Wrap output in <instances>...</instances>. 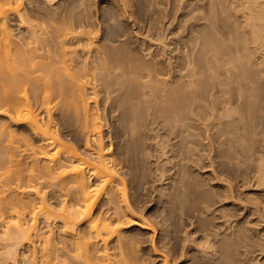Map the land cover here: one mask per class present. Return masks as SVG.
I'll return each mask as SVG.
<instances>
[{"label":"bare ground","instance_id":"obj_1","mask_svg":"<svg viewBox=\"0 0 264 264\" xmlns=\"http://www.w3.org/2000/svg\"><path fill=\"white\" fill-rule=\"evenodd\" d=\"M176 1L179 27L196 22L167 46L151 35L155 53L151 36L124 51L134 33H112L116 20L138 25L133 0H104L91 25L74 19L75 0H0V223L16 220L1 264H35L36 244L42 264H142L139 242L163 264H264V0ZM135 78L143 106H121L102 135L83 80L108 97ZM155 156L168 212L156 204L148 221L142 166Z\"/></svg>","mask_w":264,"mask_h":264},{"label":"rangeland","instance_id":"obj_2","mask_svg":"<svg viewBox=\"0 0 264 264\" xmlns=\"http://www.w3.org/2000/svg\"><path fill=\"white\" fill-rule=\"evenodd\" d=\"M103 1L104 0H85V1H83V0H75V4L80 5L81 7H79L78 9L75 10V13H74L75 14L74 15L75 18L74 19L76 21L77 20L86 21V22H90L91 21L90 22V25H91V23H92L91 17L94 16L93 14L96 15L97 12L99 13V11L101 10V7H100L101 5L100 4ZM133 1H134L133 4L135 5L133 9H136L135 11H137L136 13H137V15H139V21H138L139 23H137L138 25L130 26V24H129V27H128V23L127 22L123 21V23H122L121 21L118 20V23H117V20H116L114 22L115 23L114 26H112V33H113L114 36H116L117 34L118 35L119 34L121 35L122 33L123 34L124 33L127 34V32H130L129 33L130 36H132V34L134 33L133 38H131V39L134 40L135 38L136 39L138 38L137 40L136 39L134 41L132 40V42H134V43H131L129 46H126L124 48V51H128V50L131 51V49L133 47H137V46H138L137 47L138 49H141V48L144 47V46H142V44L143 45L145 44V46L151 47L150 45H148V44H150L148 41L153 42L154 41L153 39L155 37L157 38V39L155 38L156 41L160 40V39H158V37L156 36V34L158 35V34H161L163 32H164V35L162 34L164 36L163 37V40L161 38V40L158 41V43L161 42L164 46H167L168 44L166 42H169L170 43V40H172V41L175 40L176 39L175 38L176 36L178 38L185 37L189 33V27L196 22L195 19H189V20H187V22L185 24H182L179 27V25L181 24V21L184 19V13L186 12V9H185L186 8L185 7L186 5L185 4H179L180 1H178V3H177L176 0H160L159 1L160 2L159 3L160 6L158 5L159 12L160 13L158 15H156V17L158 18V21L155 22L156 23L157 30H154L156 33H154V31H153V33L155 35L154 34H151L153 36V39H152V36L151 35H150L151 37L149 36L150 38L148 37V35L150 33H148L147 31H145V28L143 29V27H146L145 26L146 25V22H145L144 19H146V9H148V6L147 5H149L148 2H150L151 0H133ZM160 28H161L162 31L160 30ZM93 30H94V28H93ZM113 30H114V32H113ZM140 32H143V33H140ZM166 32H167V36L165 34ZM146 33H147V35H145ZM135 34H137V35H135ZM135 36H137V37H135ZM147 39H148V41H147ZM136 41H138V42H136ZM156 41H154L155 43L154 42L153 43L156 44L157 43ZM137 43H138V45H137ZM158 43L156 45L153 44V46H155V47H152L154 49V51L155 50L157 51V49H158V48H156V46L157 47L158 46L160 47V45H161L163 47V45L161 43L159 45H158ZM173 47H174V45H173ZM137 48H136V50H138ZM152 48H151V50H153ZM144 49H147V47L146 48L144 47ZM154 51H151V52L154 53ZM156 51H155V53H156ZM136 54H137V52H136ZM163 66H161V68H162L161 71L165 70V69H163L164 68ZM157 68L161 69L158 66H157ZM139 69L140 68H138L137 71ZM163 72H165V71H163ZM137 73H139V71ZM159 78L160 79H163L161 76ZM137 79L138 78H135L133 82L131 81V82L125 84V85H121V86H111L108 97L106 96V93L103 92L105 88H103L102 86H99V87H97L98 90L96 89L98 92H94V89H93L94 86L89 85L88 82L86 83V81L83 80L84 83H85V85H87L86 86L87 93H88V97L90 98L89 99V105H88V107L91 110V113H94L95 114L94 115V117H96L95 118V121H97L98 124L100 122V126L99 127H101V129H102V135L103 134L106 135V133H108L107 131H109V130H111V129H113L115 127V124H114L113 121L115 120V118H117L119 115H121L122 107H125L127 105V102L130 105H138L139 104L140 106H143L142 93H141V90H140V85H139V83H137L139 80L137 81ZM202 80H204L203 82H205V84L213 83V79L210 77V75H207V74H205V76L203 77ZM94 93H96V94H94ZM138 93L141 94V95H139V97H138ZM30 94H28L29 97L31 96ZM37 114H39V118L42 120L43 117H44V114L41 113L40 111H37ZM156 118H157V113L154 112L153 114L149 115V117L147 118V122H150L151 121V123H153V121H155ZM2 119L4 120L3 117H2ZM2 119H1V116H0V122H6L5 120L3 121ZM12 129L15 130V132H16V129H18V131L20 132V135H24L23 132L26 133V131H25V129L23 127H21V128H16L15 127V128H12ZM21 129H23V130L21 131ZM18 131L16 132L17 138H21V136L19 137V132ZM25 136L26 135H24L22 137H25ZM75 141L78 144L81 143L80 137H78V136L75 137ZM105 142H108V140L105 139ZM156 157L157 156L151 158V160L153 159L152 160L153 164L154 163L156 164V162H157ZM158 161H160V160H158ZM149 163L150 162H148V164ZM148 164H145V166H142V169L143 168H146L144 170L145 172H144V175H143L144 176L143 177V182L144 183L145 182L146 183H149V182L152 181L151 186H150V183H149V186H150V189L149 190H151V189L152 190H151V192L148 190L149 193L146 192V195L145 196L144 195L142 196L141 203L143 205L141 204V206H142L141 207V210L143 211L145 217L147 216V218L149 219L148 215L150 213V209H152V207H155L156 204H158V206H159V210H160L159 213L162 212L161 214H163L164 213L163 212L164 210H166V213L168 211H167V209H164L165 208V205L163 204L164 201H163V199H160L159 198L160 195H159V193H157L158 190H156L157 188H159V186L161 187V185L163 184V183L161 184V181L159 182L160 184L158 182H156L158 179H160L157 176V174H155V175H156V177L158 179L156 180V177H154V171H155L154 169H155L156 165L155 164L154 165L152 164V166H151V163H150V165H149L150 167H149ZM153 182H154V185H153ZM158 198L160 199V201H163V203L162 202L160 203L159 201H157ZM47 199L49 200V198H47ZM50 201H53V200H50ZM35 203L37 204L38 201H35ZM145 206H149V207H145ZM144 210H145V212H144ZM147 211H148V215H147ZM166 213H164L163 215H167ZM138 215L142 217V215H140V214H138ZM7 218L5 219L6 222L0 223V224H3L4 223L3 225H0V236H1L0 237V253L2 252L1 255L4 254L5 252L3 253V251L6 250V247H4L5 246L4 243L6 244V242H4L6 238H4V236L6 234V231H8V229L5 230V228H7V225L9 226L11 224V222L12 223L16 222L15 219H12L10 216L8 217V215H7ZM171 218H175V220H177L178 217L177 216L175 217V215H174V217H170V219ZM253 218L254 217H251L252 221H254ZM40 219L41 218L37 219V221H36L37 226H40L41 225V222L42 221ZM152 219L154 220L153 217L151 218V220ZM175 220L174 219H171L170 220L171 222L169 221V226L171 225L170 223L173 224V226L171 225L172 227L170 226V228H171V231L172 230L174 231L172 233L177 236V235H179V232H180V234H182L180 226L181 227H184L183 226L184 223L181 222V221H177L178 222L177 223ZM1 221L2 220H0V222ZM148 221H150V219ZM21 223L24 226H29V225H32L33 224L32 221L30 220V217H28L25 220H22ZM4 225H5V227H4ZM259 227L260 228H263L264 226L262 224V225H259ZM3 234H4V236H3ZM175 235H174V237H175ZM179 238H180V236H179ZM175 241L180 242V239H178V237H176V239L174 238V242ZM178 242H175V243L178 244ZM7 244H8V242H7ZM7 244H6V246H7ZM146 244H142V242H139V244H137L138 246L137 245L135 246V248H136L135 250L137 251V254L139 255L137 257H139V260L140 261H142V260L145 261V263H143V261L141 263L142 264H163V259H161V257L159 258L156 254H154V252L152 250L149 251L151 254L148 252V250L150 249V244H148V243H146ZM38 247H39L38 244H36V251L35 252H37V257H34L33 256L34 248H33V250L32 249H29V248H26L25 249V254H26L25 257L27 256L26 257V260L27 259L32 260L35 264H42L41 263L42 259L40 258V252H39ZM0 258H2V257H0ZM2 260H3V258H2ZM24 260L25 259H22V257H21L20 258V261L18 263H16V264H25V261ZM0 262H1V260H0ZM7 264H9V263H7Z\"/></svg>","mask_w":264,"mask_h":264}]
</instances>
